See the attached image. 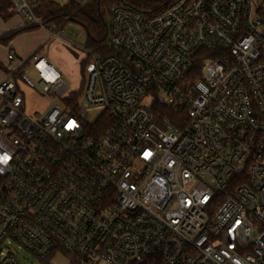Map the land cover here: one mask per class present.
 <instances>
[{"label":"built area","instance_id":"built-area-1","mask_svg":"<svg viewBox=\"0 0 264 264\" xmlns=\"http://www.w3.org/2000/svg\"><path fill=\"white\" fill-rule=\"evenodd\" d=\"M104 48L77 106L41 52L0 83V264H264V0L117 4Z\"/></svg>","mask_w":264,"mask_h":264},{"label":"rangeland","instance_id":"rangeland-1","mask_svg":"<svg viewBox=\"0 0 264 264\" xmlns=\"http://www.w3.org/2000/svg\"><path fill=\"white\" fill-rule=\"evenodd\" d=\"M59 5H65L69 0H53ZM91 0H83L81 4H88ZM28 20V19H26ZM29 21V20H28ZM64 34L59 39L50 40L41 51L42 54H49L52 48L53 52L60 56L68 66V71L61 73L62 79L69 88V93L82 95L85 90V80L88 75V65L98 55H106V51L100 54L92 49L87 48V33L84 27L74 21H68L63 26ZM55 44V45H54ZM51 47V48H50ZM103 49L104 46H103ZM6 52L0 50V59L5 60ZM71 67V68H70ZM72 69V70H71ZM32 78L37 79L34 72H30ZM18 88L25 98V114L29 117H34L36 113H44L50 104L49 98L42 95L37 88L30 87L24 81L18 80ZM68 107L69 102H63ZM95 113V112H94ZM90 113V121H94L95 115ZM17 246V245H16ZM15 246L16 258L22 264H45L39 262L32 254L24 249H19ZM50 264H69L66 260L54 259Z\"/></svg>","mask_w":264,"mask_h":264},{"label":"trees","instance_id":"trees-1","mask_svg":"<svg viewBox=\"0 0 264 264\" xmlns=\"http://www.w3.org/2000/svg\"><path fill=\"white\" fill-rule=\"evenodd\" d=\"M174 0H91L88 4H81L79 0H70L66 5L59 6L52 0H37V7L32 9L35 19L44 23H55L60 26L68 21H74L85 28L87 33V48L97 53L109 51L103 46L110 33L111 9L117 4H126L146 16L157 14L164 10ZM13 8L11 0H0V13ZM43 16V17H42ZM37 25H31L14 32L0 36V44L9 42L15 35L23 31L35 30ZM76 106L80 95L71 97Z\"/></svg>","mask_w":264,"mask_h":264},{"label":"crops","instance_id":"crops-1","mask_svg":"<svg viewBox=\"0 0 264 264\" xmlns=\"http://www.w3.org/2000/svg\"><path fill=\"white\" fill-rule=\"evenodd\" d=\"M25 1L30 4L31 9L37 7L36 5L37 0H25ZM79 1L81 2L83 0H79ZM59 6H64V5H59ZM26 19H28L29 21ZM34 20L35 17L33 15L32 10H31V15L27 17L18 14L13 8H10L8 12L1 11L0 36H4L8 33L14 32L16 30H20L22 28H27L33 25L32 23ZM53 39H59V38H55V37L51 38L49 32L46 29L39 27L36 28L35 30L23 31L22 33L15 35L9 42L1 43L0 50L6 52L7 56L4 61L0 59V83L8 76H10V74H12L13 71L19 68L22 63L29 60V58L35 52H41L46 46V44L50 43V40ZM54 50L55 48H52L50 53L45 55L48 56L49 60L53 64H55L56 68L59 71H61V73L64 72L66 73L68 71V66H66V63L64 62V60H62L60 56L56 55V53L53 52ZM10 54H13L15 56L14 60H9ZM90 65L91 63L88 65V68L90 67ZM14 79H16V77H14L13 80Z\"/></svg>","mask_w":264,"mask_h":264}]
</instances>
